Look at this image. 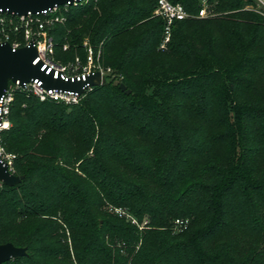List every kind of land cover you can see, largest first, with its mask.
Instances as JSON below:
<instances>
[{
	"label": "trees",
	"instance_id": "obj_1",
	"mask_svg": "<svg viewBox=\"0 0 264 264\" xmlns=\"http://www.w3.org/2000/svg\"><path fill=\"white\" fill-rule=\"evenodd\" d=\"M209 1L166 49L157 0L69 6L56 58H83L88 38L122 79L71 106L15 92L2 144L23 178L0 182V244L27 255L5 264H264V17Z\"/></svg>",
	"mask_w": 264,
	"mask_h": 264
},
{
	"label": "built area",
	"instance_id": "obj_2",
	"mask_svg": "<svg viewBox=\"0 0 264 264\" xmlns=\"http://www.w3.org/2000/svg\"><path fill=\"white\" fill-rule=\"evenodd\" d=\"M88 1H68L64 5H55L39 12L29 11L22 15L0 11V43L9 42L15 50L33 42L38 51V56L33 64L42 63L41 70L46 71L47 75L53 74L54 79H63L67 82H84L82 93L72 89L47 88L40 78L31 79L23 84L20 80L9 82L0 98V158L9 164L12 172L15 154L6 151L2 144V133L12 126L10 112L17 90L29 92L41 101L51 100L71 106L78 104L86 93L95 87L105 85L108 81L119 82L122 79V75L115 69L103 65L101 52L97 51L88 41L84 42L85 55L83 58L76 56L66 62L56 58L51 30L56 25L64 24L67 21L66 12L69 6ZM154 14L165 21L164 37L160 48L166 49L171 40L172 27L176 21L191 17L208 18L214 15V10L209 0H201V8L197 14H191L181 2L157 0ZM68 47L69 45L65 44L64 50H67ZM97 74L99 76L91 81L90 77ZM115 212L140 228L145 227L148 223L146 220L141 225L136 217L129 214L123 207H116ZM188 223V219L177 218L174 221V227L179 231L186 228Z\"/></svg>",
	"mask_w": 264,
	"mask_h": 264
},
{
	"label": "water",
	"instance_id": "obj_3",
	"mask_svg": "<svg viewBox=\"0 0 264 264\" xmlns=\"http://www.w3.org/2000/svg\"><path fill=\"white\" fill-rule=\"evenodd\" d=\"M73 0H0V11L13 14H26L29 11L39 12L55 5H64ZM38 51L33 42L30 45L15 49L9 42L0 43V98L4 90L8 87L10 81L20 80L21 84L31 79L40 78L44 81L47 88L58 87L63 89H72L83 92L84 82L65 81L63 79H54L53 74L47 75L42 71V63L37 65L33 61L37 58ZM91 76L90 80L98 77ZM120 88L126 94H130L125 83H120ZM22 176L11 171L9 164L0 158V182L13 186L21 182ZM27 255L26 247H18L12 242L0 244V264H5L14 258Z\"/></svg>",
	"mask_w": 264,
	"mask_h": 264
},
{
	"label": "rangeland",
	"instance_id": "obj_4",
	"mask_svg": "<svg viewBox=\"0 0 264 264\" xmlns=\"http://www.w3.org/2000/svg\"><path fill=\"white\" fill-rule=\"evenodd\" d=\"M245 9H249V10H252V11H254L255 13H257V14H259V15H261L262 17H264V0H254V4H247L246 6H245ZM225 13H228V12H225ZM85 41H88L89 43H90V41H89V39L88 38H86L85 39ZM84 41V42H85ZM60 60V59H59ZM60 61H62V60H60ZM69 61V60H68ZM63 62V61H62ZM66 62V61H65ZM114 82V81H113ZM154 91V89L153 88H151V89H149L148 90V94H153L152 92ZM254 97H258V96H254ZM68 110H71V108H68ZM21 176V175H20ZM23 177V176H22ZM108 207H109V211L110 212H115V208L116 207H114V206H111V205H108ZM124 208V207H123ZM129 214H131V215H133L132 214V212L130 211V210H128L127 208H124ZM116 213V212H115ZM117 214V213H116ZM118 215V214H117ZM119 216V215H118ZM134 216V215H133ZM134 217H136V216H134ZM136 219L138 220V222L142 225V224H144V222L147 220V221H150L149 220V218H148V215L146 214L144 217H143V220L142 221H139V219L136 217ZM189 219V221H190V218H188ZM127 220V219H126ZM137 226V225H136ZM138 227V226H137ZM146 227V226H145ZM145 227H143V228H140V227H138L140 230H143ZM123 243H121V245H122Z\"/></svg>",
	"mask_w": 264,
	"mask_h": 264
}]
</instances>
